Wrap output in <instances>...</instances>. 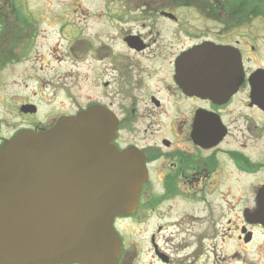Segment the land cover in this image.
<instances>
[{"label": "flooded vegetation", "instance_id": "1", "mask_svg": "<svg viewBox=\"0 0 264 264\" xmlns=\"http://www.w3.org/2000/svg\"><path fill=\"white\" fill-rule=\"evenodd\" d=\"M217 8L216 16H201L200 29L184 25L176 4L143 1L123 6L137 16L99 17L90 33L86 23L67 26L66 18H57L56 37L47 34L53 25L41 28L40 18L0 21V32L10 34L0 70L22 72L13 98L21 123L0 144L18 131L48 129L60 117L101 107L115 121L111 144L144 161L137 207L114 222L122 242L117 264L134 260L117 227L127 221L153 224L146 231L148 264H264V59L257 54L264 35L242 34L239 18ZM113 21L116 32L108 28ZM203 43L230 47L233 56L238 51L243 79L209 81L207 70L191 68L186 87L210 88H184L178 64L183 57L186 64L198 61L189 54ZM71 72L81 82L73 93L59 81ZM218 238L237 246L223 261ZM251 248L258 249L256 261L246 259Z\"/></svg>", "mask_w": 264, "mask_h": 264}, {"label": "water", "instance_id": "2", "mask_svg": "<svg viewBox=\"0 0 264 264\" xmlns=\"http://www.w3.org/2000/svg\"><path fill=\"white\" fill-rule=\"evenodd\" d=\"M196 49L202 51L196 53ZM201 45L178 70L208 71L207 80L243 79L239 53ZM234 65L235 73L228 70ZM104 111L89 108L38 133L22 131L0 147V264H115L116 217L133 213L146 178L139 155L110 144Z\"/></svg>", "mask_w": 264, "mask_h": 264}, {"label": "rangeland", "instance_id": "3", "mask_svg": "<svg viewBox=\"0 0 264 264\" xmlns=\"http://www.w3.org/2000/svg\"><path fill=\"white\" fill-rule=\"evenodd\" d=\"M141 1H143L144 4H170L167 3L166 0H0V21H9L10 23L13 21V16L40 18L38 21L41 28L45 29L48 26L53 25V27L47 29V34L48 36L53 34L56 37L58 33V26H62V21L60 19L57 20V18H66L63 23H67V26L81 27L82 24L86 23L88 32L90 33L91 27L94 26V23L102 22L101 20H97L99 17L123 18L125 16H137L136 13L125 14V9H123V6L124 4L130 3L139 4ZM262 6H264V4ZM108 8L111 12L108 10ZM180 8L181 9H177L175 15L179 16V18L184 22V25L187 24V26H191L192 29L202 28L204 21L201 20V16L203 14H200L193 6ZM217 9L216 11H219ZM206 12L212 14V16H216V13H212L208 10ZM223 13L225 15L224 11ZM255 17L257 19L252 20L251 22L250 19L253 17L239 18L241 23H238V28L242 34H248L250 32L256 36H260V34L264 35V15H256ZM41 18L49 19L42 20ZM77 19L79 20L78 25L75 24L78 22ZM113 22V25H108V28L112 32H116V28H118L119 25H117L115 21ZM156 30L161 33L165 31L163 27L156 28ZM88 32L85 33L88 34ZM0 33L2 34L0 37V57L3 58L9 45L8 38H10V34L5 35L2 31ZM193 35L194 33L192 32V36ZM51 38L52 37H49V39ZM246 44L250 45V42L246 40ZM257 47V54H259L261 58L264 59V40H258ZM245 57L248 58L247 55H245ZM261 58L258 59L261 60ZM248 67L251 66L248 64ZM20 74H22V72H20L18 67L8 68L5 66L2 68V70H0V136L3 135L8 137L12 133L14 126H17L21 123V120L18 118L17 112L15 110L17 102L15 103L13 100L15 96L14 94L17 92L16 88H18L15 85V80ZM59 81L64 83L69 88H72L74 85H80L81 83L80 80L75 81V77L72 76V72L70 75L59 79ZM70 91L73 93L74 89L72 88ZM117 227L126 239V252H130L132 255H134L132 264H148L150 262V250L146 248V238L147 232L152 230V222H149L147 226L139 225L136 221H127L123 224H120L119 222ZM216 242L218 247L216 250V255H218V258H220L221 261H223L224 255L226 257H230L237 248L234 242H228L226 240L222 245L219 238ZM134 248H136V250ZM257 251L258 249L255 250V248H251L249 251L250 255H247L246 259L256 261ZM243 259L245 258L243 257ZM224 262H230V264H242L228 259H225ZM224 262H221L220 264H223Z\"/></svg>", "mask_w": 264, "mask_h": 264}, {"label": "trees", "instance_id": "4", "mask_svg": "<svg viewBox=\"0 0 264 264\" xmlns=\"http://www.w3.org/2000/svg\"><path fill=\"white\" fill-rule=\"evenodd\" d=\"M163 1V0H162ZM167 3L176 4L180 7L193 6L203 15H209L206 11L216 10L218 6L222 8L226 16L247 18L256 15H264V0H166ZM207 4H219L216 6ZM211 15V14H210ZM209 15V16H210ZM241 23V22H239Z\"/></svg>", "mask_w": 264, "mask_h": 264}]
</instances>
